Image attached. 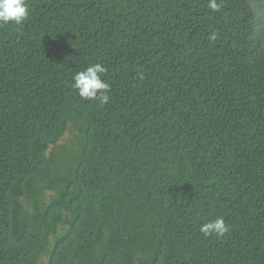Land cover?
Instances as JSON below:
<instances>
[{"label": "trees", "instance_id": "16d2710c", "mask_svg": "<svg viewBox=\"0 0 264 264\" xmlns=\"http://www.w3.org/2000/svg\"><path fill=\"white\" fill-rule=\"evenodd\" d=\"M208 3L27 0L0 26V264H264V0ZM95 63L105 105L72 87Z\"/></svg>", "mask_w": 264, "mask_h": 264}, {"label": "clouds", "instance_id": "9594fccd", "mask_svg": "<svg viewBox=\"0 0 264 264\" xmlns=\"http://www.w3.org/2000/svg\"><path fill=\"white\" fill-rule=\"evenodd\" d=\"M208 7L213 11H218L220 5L217 0H209ZM29 10L27 0H0V26L9 24L22 25L28 18ZM216 34L213 33L209 39L215 40ZM107 69L101 63H95L84 71L77 72L74 77L72 87L77 90L78 95L84 100L98 101L101 105L109 102L110 85L102 80V75ZM142 80L143 73H139ZM229 231V226L223 218L204 223L200 227V232L205 237L215 235L223 237Z\"/></svg>", "mask_w": 264, "mask_h": 264}]
</instances>
